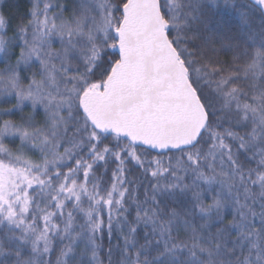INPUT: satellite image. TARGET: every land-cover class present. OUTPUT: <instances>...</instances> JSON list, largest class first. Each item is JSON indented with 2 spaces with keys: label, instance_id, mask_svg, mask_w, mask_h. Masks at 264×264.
I'll use <instances>...</instances> for the list:
<instances>
[{
  "label": "snow or ice",
  "instance_id": "6c2138e0",
  "mask_svg": "<svg viewBox=\"0 0 264 264\" xmlns=\"http://www.w3.org/2000/svg\"><path fill=\"white\" fill-rule=\"evenodd\" d=\"M0 264H264V0H0Z\"/></svg>",
  "mask_w": 264,
  "mask_h": 264
},
{
  "label": "trees",
  "instance_id": "16d2710c",
  "mask_svg": "<svg viewBox=\"0 0 264 264\" xmlns=\"http://www.w3.org/2000/svg\"><path fill=\"white\" fill-rule=\"evenodd\" d=\"M26 2V0H21V3H25Z\"/></svg>",
  "mask_w": 264,
  "mask_h": 264
}]
</instances>
